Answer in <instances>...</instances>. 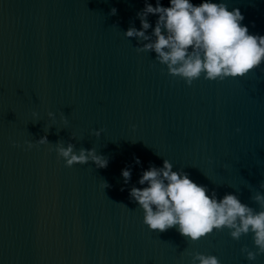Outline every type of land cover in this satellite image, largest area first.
I'll return each mask as SVG.
<instances>
[{
  "label": "water",
  "instance_id": "1",
  "mask_svg": "<svg viewBox=\"0 0 264 264\" xmlns=\"http://www.w3.org/2000/svg\"><path fill=\"white\" fill-rule=\"evenodd\" d=\"M211 2L238 8L249 34L264 36V0ZM144 7L145 0H0V264H191L195 253L264 264V254L250 262L241 253L256 250L251 233L237 241L214 229L193 242L175 228L150 230L129 198L131 187L147 186L138 183L142 172L164 159L218 198L237 194L258 211L250 197L264 195V62L244 77L202 74L189 86L125 37L130 26L141 28ZM147 19L150 35L158 16ZM44 135L52 144L35 146ZM57 141L73 143L77 154L95 148L108 166L66 167Z\"/></svg>",
  "mask_w": 264,
  "mask_h": 264
},
{
  "label": "clouds",
  "instance_id": "2",
  "mask_svg": "<svg viewBox=\"0 0 264 264\" xmlns=\"http://www.w3.org/2000/svg\"><path fill=\"white\" fill-rule=\"evenodd\" d=\"M116 13L117 9L112 8L110 15ZM150 14L158 19L149 35L146 33L152 27L147 19ZM137 17L141 28L130 26L123 32L126 38H135L142 45L135 47L136 52H155L154 61L166 65L169 75L180 77L189 86L202 74L210 81L244 77L264 62V36L249 34L248 27L241 23L244 16L240 10L229 11L224 2L203 0L194 5L190 0H170V6L164 7L156 0L154 7L145 0V7L137 12ZM48 117L54 120L55 114L48 112ZM61 119L67 124L63 114ZM102 131L95 130L92 135L99 138ZM73 139L76 137L70 136L69 140ZM25 143L29 149L34 147L31 142ZM45 144H52L47 135L36 140L35 146ZM13 146L17 145L14 143ZM74 148L71 142L66 147L61 141L55 143V151L64 159L66 167L89 162L96 168L108 166V158L98 154L95 148H81L78 154ZM134 163L139 165L141 162L135 158ZM121 175L124 184H128L131 167L122 169ZM103 182L105 188L110 187ZM138 183L147 186L131 187L129 198L142 208L143 222L150 230L165 232L175 228L193 242L211 234L214 229L227 228L231 238L237 241L242 235L251 233L256 250L244 246L241 253L246 254L250 262L264 254V195L260 191L250 197L258 211L242 203L237 194L226 193L218 198L215 190L209 194L206 186L193 182L183 169L173 171V164L167 159L163 160L162 167L150 165L142 172ZM259 188L264 189V182ZM197 262L220 264L216 256L201 253L192 255L191 264Z\"/></svg>",
  "mask_w": 264,
  "mask_h": 264
}]
</instances>
